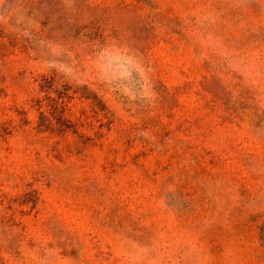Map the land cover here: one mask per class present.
I'll use <instances>...</instances> for the list:
<instances>
[{"label":"rangeland","instance_id":"374dc122","mask_svg":"<svg viewBox=\"0 0 264 264\" xmlns=\"http://www.w3.org/2000/svg\"><path fill=\"white\" fill-rule=\"evenodd\" d=\"M0 264H264V0H0Z\"/></svg>","mask_w":264,"mask_h":264}]
</instances>
